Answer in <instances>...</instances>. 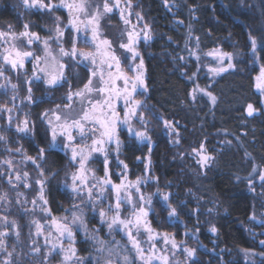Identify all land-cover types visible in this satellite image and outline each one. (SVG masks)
I'll list each match as a JSON object with an SVG mask.
<instances>
[{"label": "trees", "instance_id": "obj_1", "mask_svg": "<svg viewBox=\"0 0 264 264\" xmlns=\"http://www.w3.org/2000/svg\"><path fill=\"white\" fill-rule=\"evenodd\" d=\"M131 9L134 19L135 13L140 12L144 18L141 24L151 27V39L138 46L146 84L134 94L135 99L142 101L138 112H143L145 123L133 118L134 129L146 132L150 142H141L128 128L120 127L118 155L128 167L124 169L117 163L113 143L109 163L112 180L118 183L126 176V181L131 182L137 177H150L145 188L153 199L148 216L151 225L194 247L197 264H264L261 243L264 241V182L259 179L264 171V99L255 83L256 75L264 67V0H168L167 5L165 0H132ZM110 21L119 26L123 23L117 12L111 13ZM25 23L30 32L52 35L51 12L26 9L22 0H0V30L11 25L21 32ZM249 33L257 39L255 54ZM71 44L68 40V47ZM77 45L82 49L92 48L81 41ZM213 49L231 53L234 68L219 76L211 75L206 69L204 54ZM7 67L5 75L10 82L18 85L22 96L28 95L25 76ZM90 69V64L77 62L67 67L65 75L71 91L87 83ZM196 84L217 98L215 104L209 96L195 92ZM31 87L35 102L28 107L35 124V138L28 139L9 130L14 135L11 147L22 146L27 155L36 157L38 148H46L50 139L46 120L41 115L57 104L64 107L68 103L64 97L69 92V84L47 89L38 81ZM9 93L8 88L0 91V105L9 99ZM248 104L255 109L252 116L247 115ZM21 115L15 120L20 122ZM164 121H171L176 132L170 133ZM4 125H7V116L0 113V134ZM201 144L204 145L202 154L214 158L207 168H201L197 163L199 157L193 152V149L200 150ZM3 145L0 141V172L4 173L0 176V192L11 197V210L19 223L23 250V263L16 264H33L43 254L44 245L42 238L33 233L32 216L24 211L26 205L17 203V191L8 183L2 162L10 151ZM46 156V162H40L48 177L45 195L51 214H61L74 201L61 182L65 172L74 170L76 165L70 163L69 151L57 148ZM27 162L24 169L30 173L31 187L21 185L19 191L30 202L38 194L35 181L41 177L35 165ZM94 163L103 174V157L99 156ZM157 189L169 194V203L177 209L178 218L168 219L161 197L153 195ZM89 221L94 223L92 219ZM213 226L217 229L215 233L211 231ZM10 238L15 242L14 235ZM76 238L80 254L92 251L88 239L81 234ZM36 246L41 248L40 254L32 252Z\"/></svg>", "mask_w": 264, "mask_h": 264}, {"label": "snow or ice", "instance_id": "obj_2", "mask_svg": "<svg viewBox=\"0 0 264 264\" xmlns=\"http://www.w3.org/2000/svg\"><path fill=\"white\" fill-rule=\"evenodd\" d=\"M22 3L26 9H36L37 11H48L52 12L54 9H59L61 7L68 9L70 17H73L70 20V26L77 33L83 31V41L85 45L93 47L94 51H84L76 47V42H73L72 48L70 50H65L63 46L59 47V56L53 54L49 41L55 39L58 43L60 38L63 37L64 31L59 26L60 17H56L57 26L55 28L56 35L44 39L43 44V56H37L32 51H22L20 50L15 43H11L10 46L4 47L3 51L0 52V60L3 63H0V77H3L5 80L9 81L10 78L5 76V66H10L13 71L24 70L26 71L25 64L26 61L32 63L33 65V75L31 79L26 78L25 83L29 85L27 92L28 95L26 99L29 103H34L32 87L31 85L42 81L47 89H55L62 87L64 84H69V92L64 97L68 103L64 105V108L68 109L69 112L62 119L58 110L61 105L57 104L55 108L46 110L41 115V119L46 120L47 131L50 139L48 140L47 147H39L38 154L36 157L27 155L26 152L23 153L24 160L31 162L37 168L39 172V179L35 183L39 186L38 189V199L41 201L40 211L45 215H51V209L47 207L48 200L45 196L46 186L48 183V177L45 176L44 169L41 166L40 162H46L47 156L46 153L49 151H55L59 148L61 151H70L71 156L69 158L70 163L78 164V170L71 173V184H65L64 187L70 189L71 193L75 197L81 199V203L90 206L93 211H97V205L102 203L106 198V193H114V204L109 203L107 208L100 207L98 209V214L100 217L101 224H106L109 230V234L114 231H122L126 235L129 243L131 244L132 250L136 253V258H138L142 264H169V256L167 252L169 251L168 245L171 246L172 250H175L179 247L174 236L168 233H158L152 227L151 223L148 220L150 208H146L144 205L151 206L153 203L152 196H145L141 193L140 185L146 183L150 177H137L134 182L125 183L124 180L127 179L124 176V180H121L119 184L114 183L111 179L109 171V151L106 149L105 145L115 144V151L117 152V163L123 165L124 169H127L128 165L124 161L119 160V149H120V140L117 135V125L123 124L128 126L129 133L133 134L135 138L141 142L149 141L150 137L144 131H136L130 121L135 117L141 123H145V118L143 112H138V110L143 106L142 101L135 99L134 94L137 92V88H144V74L143 71H136V69H143L144 61L140 56V53L136 49V44L141 38V34L145 42L151 39V27L148 24H144L143 28L137 32L134 29L136 25H131L133 28L132 31L125 30L127 35V43L121 42L119 47L126 50V52L131 53V60L135 61L138 57L139 64L136 65L133 71H136L135 76L130 77L123 73L121 70V59L115 54V49L112 47V43L108 39H101L100 33V20L109 13H113L114 10H118L120 13V18L125 25H130L131 21L129 17L132 15V0H125V6L121 7V0H112L110 3L109 0H103V10H100V6L97 5L93 11V14L89 15L88 9L92 7L91 0H60L59 4H53L51 2L46 3L45 0H22ZM165 4H168V0H165ZM127 13V14H126ZM81 16L86 18L85 20L81 19ZM135 16L138 21H142L144 18L140 12H136ZM83 26V27H81ZM11 25L9 28L11 29ZM24 31L19 34L14 31L4 32L0 31V41H3L5 44L9 43V40L15 41L21 37L26 38L27 44L32 45L36 41H40V37L35 32H30L29 25L25 23L23 25ZM89 32L91 33L89 38ZM7 38V39H6ZM249 39L251 41V50L255 54L257 51V39L249 33ZM197 45L199 44V37L196 38ZM193 55L195 53H192ZM208 56L214 57L217 62V67H210L209 72L214 76H219L224 72H227L229 69L234 68L232 61V54L227 52H221L220 49H215L206 53ZM63 57H68L73 61H76L79 64H84L85 62L91 63L93 68L90 69V76L87 80V83L84 84L82 89L77 91H71V84L67 80L65 75L66 64L62 62ZM99 57V67L98 65ZM227 58L229 61L227 65H224V60ZM125 59H128L125 56ZM183 59V57H181ZM199 59V56H197ZM106 66L107 69L111 70L115 67L117 75H113L111 71L108 72V79H105L103 67ZM99 72V75H98ZM93 78L98 79V85L93 83ZM118 79L123 80L124 87L122 89L115 87V82ZM257 88L264 91V67L261 68L260 75L256 78ZM6 85L0 84V89L6 91ZM11 88L16 90L18 88L17 84H11ZM200 91H205L200 89ZM96 93L102 95L103 99H92V94ZM107 93V95H104ZM207 96L211 99L213 104L216 102V97L211 92H205ZM74 97L79 98V103L81 104V114L78 118H71V111L73 103L76 101ZM195 98V97H193ZM13 100L16 99L15 96L12 97ZM123 100L124 104V114L123 118L120 117L119 112L116 110V100ZM43 102V100H41ZM85 104L87 106H85ZM255 109L252 104L247 106V115L252 116ZM13 108H9L7 105H0V113H8L7 124L11 128L13 125V116L11 113ZM49 112L52 113V116L55 117V122L49 117ZM165 128L169 132H176V129L171 121H164ZM15 130L17 133L23 134L25 138L34 139L35 138V124L31 123L27 116L16 124ZM73 132H76L81 140V144L75 143L76 137L73 135ZM178 135V134H177ZM7 137L3 134H0V141L7 143ZM91 140V144H88L86 141ZM175 143H179V139H176ZM230 143V142H227ZM12 151V149H7ZM17 153L22 152V146L15 149ZM204 151V145L201 144L200 150L193 149V152L196 153V156L199 157L197 163L201 165V168H207L210 164V161L214 158L205 154H202ZM93 153H101L104 156L103 165H104V176L98 177L93 172L89 177L88 172H91V169L86 167L87 162L92 158ZM247 155V153H246ZM137 159H140L137 157ZM39 161V162H38ZM2 163L7 164L9 168H12V161L5 160ZM253 172H256V169L253 168ZM4 175L3 172H0V176ZM54 176L55 173L53 172ZM124 175V173H121ZM16 184H13V179L11 176L8 177V183L13 187H18L19 183H23L25 188L31 187V184L28 183V173L24 172L23 176L21 174H15ZM259 179L264 182V171L259 174ZM250 188L251 183H250ZM264 187V183H262ZM135 190L138 195V201L140 206L137 207L133 203V193L132 190ZM254 191L255 189L252 188ZM264 194V193H262ZM23 195V193H18V196ZM153 195H159L163 201L164 207L168 210V219L172 220L178 218L177 209L172 207L169 203L170 196L169 194L161 193L157 189V193ZM5 196H0V201H5ZM17 203H20L18 200ZM33 205L36 206V199L32 201ZM123 204H129L132 207L131 216L128 218L121 217V207ZM74 209L79 210L73 211L71 213L72 219L70 223H66L67 217H62L59 220L53 217L51 219L50 226H54L55 231L59 234V237L53 242L52 231H48L45 236V247L51 245L47 249V252L44 256V264H47L49 256L53 254H63L61 264H84V258L80 257L77 254V249L75 247V233L73 231V226L77 227L78 230H83L85 233L86 239L95 241L100 247L97 248L98 252L103 253L105 251L104 245L105 241L100 239L95 233L89 234L88 225L85 220L83 209L80 208V205L73 204ZM25 212L29 211L28 209L24 210ZM112 213V215H109ZM0 220L3 221L5 225L9 224L7 216L0 217ZM35 226V236H43L44 233V224H41L37 220L31 221ZM10 226L15 230L14 234L19 239L20 233L18 231V225L15 220L10 222ZM212 232H216L217 229L215 226L211 228ZM145 233L147 236L146 241H141L139 239L141 233ZM9 235L7 230L0 231V252L6 253L3 261H0V264H14L13 261V251H8L5 237ZM187 235V233H186ZM60 238L66 239L69 243L67 247H64L63 242ZM161 238L164 245V249H157L155 241ZM33 245L36 244V241H32ZM142 243H148L149 248L147 251L142 246ZM183 243V242H181ZM264 244V241H261ZM115 248L107 249L108 257L104 259L103 264H120L119 261L111 259L113 255L119 256V242H115ZM59 249V252L56 250ZM32 252L39 254L41 248L36 246L32 248ZM183 252L186 254V260L190 261L191 264H197L196 249L185 247ZM161 253V254H158ZM175 253L173 252V255ZM264 255V254H262ZM123 264H133L132 259L128 255H124L120 258ZM96 264H100V259L97 258Z\"/></svg>", "mask_w": 264, "mask_h": 264}, {"label": "rangeland", "instance_id": "obj_3", "mask_svg": "<svg viewBox=\"0 0 264 264\" xmlns=\"http://www.w3.org/2000/svg\"><path fill=\"white\" fill-rule=\"evenodd\" d=\"M45 2L46 3L51 2L53 4H59L60 0H45ZM109 2L111 3L112 0H109ZM91 4H92V7L88 9L89 15L93 14V11H94V9L96 8L97 5L100 6V10L101 11L103 10V0H91ZM124 6H125V0H121V7H124ZM23 7H24V5H23ZM33 10H36V9H33ZM59 10H62V11H59ZM114 12H117L120 15L118 10H114ZM131 12H132V9H131ZM62 13H64V15H62ZM110 15H111V13L106 14L100 20L99 27H100L101 39H108V40L111 41L112 47L115 49V54L118 57H120V59H121L120 67H121V70L123 71V73L128 75V76H130V77H133V76H135L136 71H143L144 83L146 84V82H145V78H146L145 66L143 67L142 70L141 69H136V71L132 70V69H135L136 65L139 64V59L140 58L138 57L135 61H132L131 60V53H128V52H126V50L121 49L119 47L121 42H123V43H127L128 42L127 41V35L124 34L125 30L127 29L128 31H132L133 28L131 27V25H136V28L134 30L139 32L143 28V25L141 24L142 22L138 21L137 18L134 19L133 16L131 15L129 17V19L131 21L130 25H125L124 23H122L120 26L119 25H115V24L113 25V23H111V21H110ZM51 16H52V29H51L52 30V35H50V36H44L43 35L42 36V35H39L37 33L39 35V37H40V41H36L32 45H28L26 38H23V37L15 40V41L9 40L8 44H5L3 41H0V52L3 51L4 47H8V46H10L11 43H15L16 46L22 51H32L37 56H43L44 52H43L42 41L44 39H47V38H50V37H54L56 35V33H55V28L57 26L56 17H60L59 26L63 29L64 35H63V37L60 38V42L59 43L55 39H51L49 41L53 54L56 55L58 59H60L59 47L63 46L65 50H70L72 48V45H73L74 41L76 42V47L78 49H82L77 44H78L79 41L84 42L83 41L84 33H83V31L77 33L74 29L71 28L70 20L73 17H70L68 9L63 8V7L59 8L58 10L54 9L51 12ZM81 19L85 20V22H86V18L85 17L81 16ZM81 27H83V26H81ZM0 31H4V32L14 31L17 34L20 33V32H17L13 27H11V29L8 27L7 29L0 30ZM90 35H91V33L89 32V38H90ZM68 40H70L71 43H72L70 47H68ZM143 41H144V39H143V36L141 34V38L138 40V43L135 46L138 52H139L138 46ZM82 50H84V51H94L95 49L92 47V48H87V49H82ZM213 50H215V49H213ZM213 50H210V51H213ZM220 51L224 52L222 50H220ZM204 55H205V57L207 59V62L205 63V65H206V69L208 71H209L210 67H217L218 66V62H217V60L214 57L208 56V55H206V53ZM125 56H127L128 59H125ZM62 62L64 64H66L67 67L71 66V65H74V63H76V61H73V60H71L68 57H63L62 58ZM228 62L229 61L227 60V58H225L224 65L226 66ZM231 62L234 64L233 58H232ZM0 63H3L2 60H0ZM85 63L90 64L91 68H93V65H91V63H89V62H85ZM97 66L99 67V57H98V65ZM5 67L8 68L7 66H5ZM67 67H66V69H67ZM25 68H26V71L17 70V71H15V73L25 76V79L26 78L31 79V77L33 75V65H32V63H29V62L26 61ZM66 69H65V72H66ZM102 70L104 71L105 79H108V72L109 71H111L114 76L117 75L115 67H113L111 70H109V69H107L106 66H104ZM260 71L255 77L256 85L258 83L256 78L260 75ZM210 74L213 75L212 73H210ZM98 75H99V72H98ZM93 83L98 85V79L97 78H93ZM0 84H5L7 86L6 88H8V90L10 91V93L8 94L9 95V99H7V101L4 102V105H7L9 108H13V112L11 113V115L13 116L14 120H13V125H12V127L10 129L11 130L13 129L12 132H14V131L16 132L15 126H16V124H18L20 122L15 120V119L20 114H22L20 116V121H22L25 118V116H27L29 121L32 123L28 105H31L33 103H29V101L26 99L27 95L22 96L20 94V91H18L17 89L13 90L11 88V84L12 83L11 82L9 83V81L5 80L3 77H0ZM115 87L119 88V89H122L124 87L123 80L122 79L116 80ZM82 88H80V89H82ZM256 88H257V86H256ZM139 89H142V88L138 87L137 90H139ZM200 89H203L205 91L202 92V91H200ZM2 90H4V89H0V91H2ZM194 90H195L196 93L205 94V92H208L206 89L201 88L199 86V84H196V86L194 87ZM257 90L261 93V95L263 96V99H264V91H261V89H259V88H257ZM104 95H107V93H105ZM13 96L16 97L15 100L12 99ZM92 99L93 100L103 99V96L102 95H98L96 93H93L92 94ZM74 100L76 102L73 103V105H72V109L73 110L71 111V118H78V116L81 114V104L79 103V98L74 97ZM115 104H116L117 112H119L120 117L123 118V114H124L123 100L122 99L121 100H116ZM85 106H87V105L85 104ZM58 112H59V114L61 115V117L63 119V117L68 114L69 110L64 108V107H61L58 110ZM4 114L6 116H8V113H4ZM49 117H51L52 120L55 122V117L52 116L51 112H49ZM17 119H19V118H17ZM130 123H131L132 127L134 128L133 119L130 121ZM120 127L128 128L127 125L118 124L117 125V133H118V129ZM12 132H10L8 124L6 125V127L4 125V129L1 131V134L5 135L8 138L7 139V143H5L3 141L4 149H6V150L9 149V148L12 149V151H10V153L5 157V160H11L12 161V168H9V166L7 164H4L5 165V173L7 174L8 177L11 176L12 179H13V184H16L17 182L15 181V178H14L15 174L19 173V174H21V176H23V173L27 172L28 173L27 180H28V183L31 184L30 173L24 169V166L28 162L24 160V155H23L24 151H23V149H22L21 153H17L15 151V149L18 148V147H15V148L11 147L10 140H12L11 137L14 136L12 134ZM73 135L76 137L75 143L81 144L82 142L80 140L79 135L76 132H73ZM86 142L88 144H91V140L90 139L87 140ZM111 145L112 144L105 145L106 149L109 151V156H108L109 163H110V157H111ZM69 154L71 156L70 151H69ZM99 156L103 157V159H104L103 154H101V153H93L92 154V158L86 164V167L88 169L92 170L91 172L87 173V175L89 177L92 175L93 172L98 177H103L104 176V173L103 174L99 173V171L97 169V166L94 163V160L96 158H98ZM75 165H76V168L74 170L65 172V174L63 176V180L61 182V187L66 189L69 192V194L72 196V198L74 199L73 204H78V205H80V208L83 209L85 220H86L87 225H88L89 234L95 233L100 239H102V240H104L106 242L105 245H104L105 251L103 253H101V252L97 251V248H99L100 246L98 244H96L95 241H92V240L88 239L91 242L92 251L90 253L86 254V255H82V254L79 253L77 245H76V242H77L76 236H77V234H81L82 237L86 239L85 233L83 232V230H78L77 227L73 226V231L75 233V247L77 249V254L80 257L84 258V264H96L97 258L100 259V264H103L104 259L109 258L107 249L115 248L116 247L115 242H119V249H118L119 250V256L113 255L111 257V259L119 261L120 264H123V262H122V260L120 258L123 257L124 255H128L132 259L133 264H142V262L138 258H136V253H135L134 250H132L131 244L129 243V241H128L126 235L124 234V232H122V231H114L113 233L109 234V230L107 228V225L106 224H101V222H100L98 209L100 207L107 208V205L109 203H113L114 204V193L113 192L106 193V198L103 200L102 203H99L97 205V211H93L90 206H87V205L81 203V199L79 197H75L71 193L70 189L64 187V185L66 183L67 184H71L72 183V181H71V173L76 172L78 170V164H75ZM109 171H110V169H109ZM121 180H124V179H121ZM135 180L136 179L132 180L131 182H134ZM120 182H118V183L114 182V183L119 184ZM124 182L128 183L126 180H124ZM21 185H23L22 182L19 183L18 187H14V189H16V191H17V193H16L17 201L19 200L20 204H25L26 205L25 209H28L29 211H27V212H29V215L32 216L31 221L37 220L41 224L45 225V227H44L45 235L39 236V239L42 238V239H40V241L44 245V252H43V254L41 253V255H38L35 258L34 263H33V264H44V256H45V254L47 252V249L51 247L50 244L47 245V247H45V236L47 235L48 231L51 230L52 231V238L51 239L53 240V242H55V239L57 237H59V234L55 231L54 226H50L51 219L53 217H55V218H57V220H59L62 217H67V221H64V222L70 223L71 219H72L71 213L73 211H77V214H79V210L78 209H74L72 207V205H73L72 204L70 208H67L61 214H56V215H52L51 214L50 216H47L43 212L40 211L39 205H41L42 202L39 201V199L37 198L38 194H36L34 196V198H33V200L36 199V202H37L36 206H34L33 203H32L33 200L29 202L28 199H27L26 194L23 193L22 191H19ZM140 188H141V193L144 194L145 196H150L151 195V193H149L146 190L145 183L141 184ZM18 193H23V195L18 196ZM132 193H133V203H135L137 205V207H139L140 206L139 201H138V195L139 194H136L134 189L132 190ZM5 195H6V200L5 201H0V217L7 216L9 224L5 225L3 223V221L0 220V231L7 230L9 232V235L7 237H5L4 239H5V243H6L8 251H13V248L15 249L14 254H13L14 264L23 263V250L21 248V244L19 242V239H17V237L14 234L15 230H13L11 228V226H10V222L13 221V220H15L17 222L18 226H19V223H18L17 219L15 218V216L13 215L12 210H11V207H12L11 197L7 193L0 192V196H5ZM144 206L146 208H150L151 209V206H149V205H144ZM47 207H49V204L47 205ZM131 213H132L131 205L123 204L122 207H121V217L122 218H128V217L131 216ZM109 215H112V213H109ZM89 219L94 220V223H90ZM148 220H149V217H148ZM32 226L34 228V230H33V233H34L35 232V226L34 225H32ZM151 227L158 233H161V234L167 233V232H164V231L157 230L152 225H151ZM18 231L20 233L19 227H18ZM168 234H170V233H168ZM12 235H14L15 242L11 241L10 237ZM170 235L174 236L173 234H170ZM60 239L62 240L64 247H67L69 242L66 239H64V238H60ZM139 239L142 242L146 241L147 240L146 234L142 232L140 237H139ZM176 241H177V244L179 245V247L177 249L172 250L170 245L167 246L168 249H169V251L167 252V255L170 258L169 264H190V261L186 260V254L183 252V249L185 247H188V248H194V247H192V246H190L188 244H185V243H181L177 239H176ZM155 243H156V248L157 249H161L162 250V249H164L166 247L164 245V243H163V240L161 238H158L155 241ZM142 246L145 248L146 251L149 248V244L148 243H142ZM56 251L59 252V249H57ZM173 252L175 253L174 255H173ZM158 254H161V253H158ZM5 255H6V253L0 252V261H3V259L5 258ZM62 255L63 254H53V255L49 256L47 264H61ZM154 264H158V262H154Z\"/></svg>", "mask_w": 264, "mask_h": 264}]
</instances>
